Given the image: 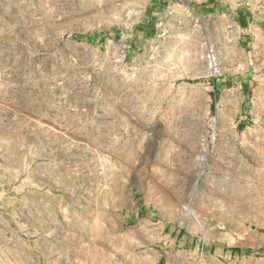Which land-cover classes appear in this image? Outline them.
<instances>
[{"label": "rangeland", "instance_id": "374dc122", "mask_svg": "<svg viewBox=\"0 0 264 264\" xmlns=\"http://www.w3.org/2000/svg\"><path fill=\"white\" fill-rule=\"evenodd\" d=\"M170 2L0 0V264H264V0Z\"/></svg>", "mask_w": 264, "mask_h": 264}, {"label": "built area", "instance_id": "2783aa9c", "mask_svg": "<svg viewBox=\"0 0 264 264\" xmlns=\"http://www.w3.org/2000/svg\"><path fill=\"white\" fill-rule=\"evenodd\" d=\"M174 5L187 10L188 13H177L174 8H171V2L160 13H157L155 17L156 25H162L165 21L173 25V29H165L164 32L159 31L156 28L155 35L149 40V51L156 50L161 43L159 39L164 36L165 39L174 38L176 34L183 36L188 34L189 40L192 45L197 46L200 52V58L202 59L203 65L206 69V75L211 79H216L221 76L227 59V49L230 45L231 39L229 38L228 32L220 31L217 32L212 30L209 31L203 22V17L198 13L195 8V0H173ZM188 19L189 25L186 26L184 21ZM230 31V30H229ZM152 56V55H151ZM150 56V57H151Z\"/></svg>", "mask_w": 264, "mask_h": 264}]
</instances>
